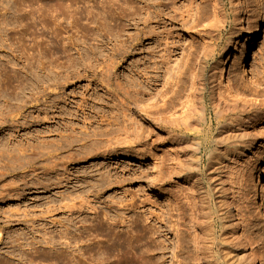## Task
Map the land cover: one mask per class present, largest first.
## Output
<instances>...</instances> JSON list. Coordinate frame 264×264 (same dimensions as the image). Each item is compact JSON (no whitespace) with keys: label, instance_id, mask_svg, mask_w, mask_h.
<instances>
[{"label":"rangeland","instance_id":"obj_1","mask_svg":"<svg viewBox=\"0 0 264 264\" xmlns=\"http://www.w3.org/2000/svg\"><path fill=\"white\" fill-rule=\"evenodd\" d=\"M26 1L0 0V87L11 77L25 90L23 103L0 100V264H246L245 254L253 264H264V0H247L248 15L238 24L230 12L241 1L224 0L229 17L223 39L231 45H221L205 69L201 123L210 130L200 135V158L191 148L199 135L180 132L183 126L173 116L150 122L138 115L166 99L169 75L187 53L186 26L154 92L135 103L136 82L143 78L136 74L148 65L147 49L153 47L151 41L133 40L135 0H76L70 12L62 8L72 4L67 0ZM256 27L244 69L238 56ZM22 42L31 47L25 46L30 55L39 51L34 58L43 70L37 80L28 63L14 56ZM222 54L226 75L219 65ZM233 82L248 101L257 98L258 107L223 111L219 123L210 92ZM122 85L129 94L124 132L118 112ZM253 116L256 122L230 125ZM194 120L187 122L195 125ZM210 138L217 139L216 146L207 147ZM248 143L254 145L251 153L235 159L229 170L209 166V149L223 153ZM131 154L143 160L128 158ZM223 182L234 199L231 211L223 204ZM233 219L243 243L231 240Z\"/></svg>","mask_w":264,"mask_h":264},{"label":"bare ground","instance_id":"obj_2","mask_svg":"<svg viewBox=\"0 0 264 264\" xmlns=\"http://www.w3.org/2000/svg\"><path fill=\"white\" fill-rule=\"evenodd\" d=\"M67 1H70V3H72V4L71 5L68 4V5H66V7L64 5V6H62V8L66 9V11L68 10V12H70L69 10L72 8V6L74 7L73 4L76 3L77 1L76 0H67ZM240 1H241V8L240 7L237 8L233 4L232 12H230L234 16L233 17L234 18L233 19L234 24H238L239 22H241V19H242L241 16H243V15L247 16L248 12H249L247 0H240ZM62 2H64V1H62ZM62 2H60V3L58 2V3L62 5ZM232 2L234 3V0H231V4H232ZM13 3H15V2H13ZM20 3H22V2H20ZM55 3L57 4V1ZM56 4H54V6H56ZM52 5L53 4H51V6ZM61 5H60V7H58V6H56V7L61 8ZM19 6L18 7L14 6V8L15 7L19 8ZM54 6H52V7L54 8ZM132 8L134 11L133 12V19H134L133 27L136 31L135 37L133 38V40H135L137 43H141L142 39H145V40L151 41V44L153 45V47L151 49H147V50H149V52L147 53L148 56L146 59V63L148 65L146 67H144V69L141 72H139V74L138 73L136 74L138 76V75H141L140 73H143L142 74L143 78H142V83L136 82L137 88L134 90L135 97L133 99V101L135 103H139L141 101L139 96H141V95H148L149 96L150 93L154 92L155 88L157 87V82H158L159 77H160L159 73L161 72V69L165 70V68H163V67L167 66V64L170 62L171 58L174 57L178 51V47L176 45V39H178V36H179L178 33L180 31V28L184 27V26H186V28H187V30H186L187 34L186 35L188 37L187 42H189V45L187 48V53H186L184 59L182 60V62L180 63V65L178 66V69L169 75V79H168L169 82L167 83L168 89H166V91L163 93V95L166 99H163L162 104L157 106V107L155 106L156 104H154L151 107H146L143 110H141V109L138 110V112L140 113L138 115L141 116V113H144L147 116V121H150V122H156L155 118L162 119L165 114H168L169 117L173 116L174 120H178L180 122V124L183 126V128L179 127L180 132H184L186 134L193 132L194 135H199V139H196V138L191 139L193 141L191 148H192L195 156H199V158H200V154L204 148V144H203V141L201 139L202 137L200 138V135L207 137L206 134L210 130V126L208 125V123H207V127H203V124L201 123V122H206V114L201 111V105L204 102L205 92L207 91L205 79H204L205 69H206L207 64L210 62V60L216 61V57L218 55V52L222 51L221 45L222 46L225 45L227 47L231 45V39H228V40L223 39V33H224L226 26H227V23H228L227 17H229L228 11L226 10V4L224 3V0H135L133 2ZM20 9L21 8H19V10ZM15 11H16V8H15ZM76 11H79V10H76ZM21 12H22V9H21L20 13ZM59 12H61V11H58V13L57 12L56 13L59 15ZM66 13H64V16H63L64 18H65ZM14 15H15V13H14ZM17 16L19 17V13ZM67 16H71V15L67 14ZM20 17L22 18V15ZM32 17L33 16H31L30 20H32ZM55 18L57 19V17H55ZM58 18H60V16ZM16 21H17V19H16ZM19 21H20L19 22V24H20L22 20H19ZM32 21H34V20H32ZM58 21L59 20H57L55 24H57ZM53 22H54V20H53ZM59 23L60 22H58L57 25H59ZM3 25H4V23H3ZM5 26H6V24H5ZM59 26H57V28H59ZM28 29H29V27H28ZM37 30H36V32H37ZM257 30L258 29L256 27L255 30L251 33V35H250L251 37H248V40L246 41V47L243 49L244 50L243 54L240 57L238 56V59L240 61L238 64L244 69L247 67L248 49H250L251 43H252L249 40H250V38L254 37V35L257 34ZM31 31H34V29ZM31 31H28V32H31ZM24 32H26V31H23V33ZM36 32H35V34H36ZM23 33H22V35H23ZM40 33H42V31H40ZM241 33H245V30L242 29ZM29 34L32 35L31 33H29ZM26 35H24V36H26ZM41 35H43V33ZM20 36H21V34H20ZM34 36L33 35H32V37L30 36V38H33ZM70 38L68 37V39H69V42H67L68 48H70V46H72V43H70V40L72 38L71 39ZM16 39H18V37ZM19 39H20V37H19ZM33 39H35V37ZM1 40H4V39H1ZM21 40L22 39H20L19 41L21 42ZM31 41H33V40H31ZM52 41H53V39H52ZM20 42H17V43H19V45H20ZM23 42H25V40ZM23 42H22L23 45L21 47H17V48L15 47L17 49V51L19 52V55L17 54L14 56H15L17 61L19 60V63L23 59H24L23 61H25V63L26 62L28 63V65L30 67L31 77H33L34 80L35 79L37 80L40 78L39 70L41 72L43 70V68L41 70V67H40L41 66V64L39 62L40 59H36L37 61H35V58H34V55L39 53V51L37 53L35 52L34 55H30L29 54L30 52L29 53L27 52L28 46L24 45ZM37 42H36V44H37ZM71 42H73V41H71ZM50 43H52V42H50ZM31 44H32V42H31ZM14 45H13V48H14ZM52 45H55V44H52ZM15 46H17V45H15ZM25 46H27V49ZM9 47H11V46H9ZM65 47H66V44H65ZM30 48L31 47H29V49H28L29 51H30ZM36 48H37V46H36ZM50 48H51V46H50ZM38 49H40V46ZM156 50H158V52H156ZM48 51H50V49H48ZM52 51H54V50H52ZM65 51H67V50H65ZM41 53L42 52H40V54H39L40 57L43 56V55L41 56ZM51 53H50V55L54 54V53H52V54ZM15 54H16V51H15ZM31 54H33V53H31ZM124 54H126V49L123 50V55ZM151 54H154L155 57L154 56L152 57ZM14 56H13V58H14ZM36 56H38V54ZM156 56H158V58H156ZM38 57H36V58H38ZM157 59H159V60H157ZM30 60H32V61L34 60L35 62L33 61L34 63H32ZM52 60H50V61L53 64ZM226 60L227 59L225 57V54H222L220 56L219 65H220V67H222L223 75H224V72L226 75V70L224 69V65H225ZM23 61H22V63H23ZM20 66L22 67V65H20ZM34 66H35V68H34ZM143 66H145V62H143ZM1 67L4 68L3 66H1ZM2 68L0 69V71L3 72L4 70ZM148 69H150L152 71L146 72V70H148ZM16 73L17 72H15L14 74H16ZM6 74H7V76L9 75L8 73H6ZM6 74L5 75L3 74L5 76V78L7 77ZM9 76H11V75H9ZM9 78L7 80V84L5 85V87H3V89H2V87H0V100L2 99L4 103H8L10 99L12 100V98H15L17 101L20 100V102H21V98L25 94V90H24L23 85H22L23 83L18 81L17 78L16 79H13L11 77H9ZM18 79H19V77H18ZM132 83H134V82H132ZM259 85L261 86L262 84L259 83ZM120 87H121L120 88L121 96L119 97V100H118V110H119L118 112H119L120 123H122V125H123L122 129L124 132V131H126V123H127V119H128L127 112L129 111V108H128L129 94H128L127 88L124 85H122ZM258 94H259V92H255V94H252V95L255 97H258L259 96ZM210 96H211V101H212V110H213L215 116L217 117L219 123L223 119V116H222L223 111L228 110L229 113L232 114V113H235L238 110V108H240V106L251 104L252 107H258L256 105L257 98L254 100L251 99V101H248L249 95H247V92L245 90H243L242 87L238 86L237 82H233L230 86L228 85L225 88V90H223V91H221V90H218L217 92L211 91ZM21 103H23V101ZM21 103H20L19 108H20V110H23L24 107H21ZM5 105H7V104H5ZM1 108L2 107L0 106V109ZM19 108H18V110H19ZM7 109L9 110V108H7ZM191 109H192V112H191ZM7 114H8V112H7ZM9 114H10V112H9ZM176 115H178V116H176ZM6 116H8V115H6ZM10 117H11V115H10ZM4 118L2 117V120H4ZM192 118L195 119L194 120L195 125H191L192 126L191 127L189 125V123L187 122V120L192 119ZM256 120H257L256 116H253L252 118H250V117L239 118V119L232 120V122H230V125L232 127L241 126L243 123H247L249 121L256 122ZM161 122H157V123L162 124ZM1 124H4L3 121ZM189 126L191 129L189 128ZM160 128H162V126ZM221 135H222V132H219L218 137H221ZM217 142H218L217 139L212 142V138H210L209 140H207V147H210L211 144H214L216 146ZM253 147H254V145L250 144V143L244 144V145H236L233 149L226 150L223 153H221L217 148L209 149L207 151V153H208L207 159L209 160L208 164L210 167H213L216 165V166L221 167V170H225V171L229 170L231 168V167L229 168L230 163H232V162L234 163L235 159H237L241 156H244L247 153H251V150L253 149ZM0 157H1L0 158V160H1L3 158V155L1 154ZM128 158L143 160V157H137L134 154L129 155ZM235 162H236V160H235ZM28 163H30V164L33 163V160L32 161L29 160ZM222 185H223L222 195L224 198L223 204L230 210V208L232 207L234 199L232 200V198L230 197L228 190L224 186V182L222 183ZM236 211H237V208H236ZM230 221H232V220H230ZM231 227H232V232L230 235L231 240L234 242L243 243V236L238 234V231H239L238 221L236 222V220L233 219ZM241 259H242V261L244 260L246 262V264H253V259H252L251 255H249V254L243 255L241 257ZM231 262L232 261H230V264H231Z\"/></svg>","mask_w":264,"mask_h":264}]
</instances>
